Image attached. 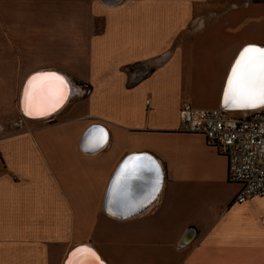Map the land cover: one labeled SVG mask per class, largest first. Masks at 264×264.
I'll return each mask as SVG.
<instances>
[{"label": "crops", "instance_id": "crops-1", "mask_svg": "<svg viewBox=\"0 0 264 264\" xmlns=\"http://www.w3.org/2000/svg\"><path fill=\"white\" fill-rule=\"evenodd\" d=\"M247 45L264 47V0H0V264H64L81 245L106 264H264V196L232 203L226 158L178 129L184 102L220 106ZM144 62L152 73L130 83ZM47 70L77 91L26 118L24 82ZM97 126L107 141L94 151ZM134 154L158 162L162 189L118 218L106 195Z\"/></svg>", "mask_w": 264, "mask_h": 264}, {"label": "snow or ice", "instance_id": "snow-or-ice-1", "mask_svg": "<svg viewBox=\"0 0 264 264\" xmlns=\"http://www.w3.org/2000/svg\"><path fill=\"white\" fill-rule=\"evenodd\" d=\"M68 84L56 72H37L30 76L24 87L23 110L26 116L45 115L55 111L67 97ZM224 103L236 108L264 107V47L245 46L235 59L224 88ZM95 139V146L104 141L103 130ZM145 172L156 174L159 184V166L145 154L129 156L120 165L113 180L114 191L126 189L130 182L141 178ZM158 190V187H154ZM65 264H102L96 252L87 246L75 248Z\"/></svg>", "mask_w": 264, "mask_h": 264}, {"label": "built area", "instance_id": "built-area-1", "mask_svg": "<svg viewBox=\"0 0 264 264\" xmlns=\"http://www.w3.org/2000/svg\"><path fill=\"white\" fill-rule=\"evenodd\" d=\"M179 117L180 132L203 136L226 158L228 182L239 186L232 203L264 196V107L235 115L220 106L206 109L184 102Z\"/></svg>", "mask_w": 264, "mask_h": 264}, {"label": "water", "instance_id": "water-1", "mask_svg": "<svg viewBox=\"0 0 264 264\" xmlns=\"http://www.w3.org/2000/svg\"><path fill=\"white\" fill-rule=\"evenodd\" d=\"M255 46L262 47L259 45H255ZM56 73H58V72H56ZM28 78H27V80H28ZM27 80L25 81V84H26ZM226 83H227V80H226ZM25 84H24L23 89H22V94H21L22 98L24 96ZM225 86H226V84H225ZM68 89H69V86H68ZM220 107L222 109H225V110L230 111V112H240V111H248V110H254L257 108H262V107L236 108V107L226 106L224 103V90H223V94H222V98H221ZM60 108H61V106L58 109H56L55 111H53L50 115L53 116ZM23 115H24V113H23ZM24 116L27 118H31L30 116H26V115H24ZM99 129L103 130V134H104L105 138H104L103 143L100 146L94 145V147H93V149H95L94 151L101 150L106 145V141H107V134H106V131L104 128L97 126V127H94L92 130L94 131V130H99ZM95 134H96V139H97L100 136V132L96 131ZM89 137H90V135L87 137V139ZM145 155H147V154H145ZM130 156H132V155H130ZM147 156H150V155H147ZM128 157H126L125 159H127ZM151 158L159 166V184H158V186L155 184L156 174L154 172H145L141 175V178L131 181L129 186L126 189L121 190V191H114L113 180L116 177V174H115V176L111 182V185L108 188L107 195H106V201H105V206H104L106 213H108L112 216L118 217V218H128V217L135 216V215L142 213L143 211H145L147 208H149L155 202V200L159 196V193L162 189L163 173H162L161 167L158 164V162L153 157H151ZM124 160H123V162H124ZM119 168H120V166H119ZM119 168H118L117 172L119 171ZM154 187H158V190H154ZM193 234L194 233L192 230H188V232L185 234V237L181 241V246L188 245L194 238ZM81 246H85V245H81ZM77 247H80V246H77ZM77 247H75V248H77ZM75 248H73L68 253L66 260L68 259L69 255L72 253V251ZM66 260H65V262H66Z\"/></svg>", "mask_w": 264, "mask_h": 264}, {"label": "rangeland", "instance_id": "rangeland-1", "mask_svg": "<svg viewBox=\"0 0 264 264\" xmlns=\"http://www.w3.org/2000/svg\"><path fill=\"white\" fill-rule=\"evenodd\" d=\"M155 67V66H154ZM153 71V67L152 65L149 63H138V64H134L132 66H130V71H128L129 73V77H130V83L135 84L138 81H140L142 78L149 76ZM186 81V80H185ZM188 102V101H187ZM211 100H209L207 97H200L195 103L194 105L196 107L199 108H204V107H210ZM240 112H232V114H238L239 115ZM37 165V163H35V166ZM43 182V180L40 181V183ZM234 186V184H232ZM52 185H49V187H51ZM236 186V185H235ZM256 203H252V205H255ZM69 220V214L67 213V209H66V222ZM40 225H43L40 224ZM46 227H51L53 229H62L61 224L58 222H55L53 224L47 225ZM32 229V228H30ZM34 229V228H33ZM38 233L40 232V230L38 229L37 231ZM7 241H5V245L3 246H7L6 245Z\"/></svg>", "mask_w": 264, "mask_h": 264}, {"label": "bare ground", "instance_id": "bare-ground-1", "mask_svg": "<svg viewBox=\"0 0 264 264\" xmlns=\"http://www.w3.org/2000/svg\"><path fill=\"white\" fill-rule=\"evenodd\" d=\"M38 72H41V71H38ZM42 72H55V71H51V70H47V71H42ZM35 73H37V72H35ZM59 74V73H58ZM60 75H62L64 78H65V80H66V82H67V84H68V86H69V89L67 88V97H66V99L64 100V102L60 105L61 106V108L55 113V114H57L62 108H64L65 106H66V104L69 102V100H70V98L73 96V94L77 91V90H75V87L72 85V84H70L71 82H69V80H68V78L65 76V75H63V74H60ZM27 80V79H26ZM24 84H25V82H24ZM24 86V85H23ZM22 89H23V87H22ZM21 94H22V91H21ZM23 101H24V96H23V98L21 97V95H20V107H21V112H22V114L24 113V110H23ZM59 106V107H60ZM58 107V108H59ZM57 108V109H58ZM53 111H49L47 114H45V115H39V116H30L32 119H43V118H49V117H51V113H52ZM53 115V114H52ZM27 118V117H26ZM87 247H90V246H87ZM90 248H92V247H90ZM93 249V248H92ZM94 250V249H93ZM95 251V250H94ZM96 252V251H95ZM96 254H97V252H96ZM97 256L99 257V259H100V261L102 262V264H106L105 262H103L102 260H101V258H100V256L97 254Z\"/></svg>", "mask_w": 264, "mask_h": 264}]
</instances>
